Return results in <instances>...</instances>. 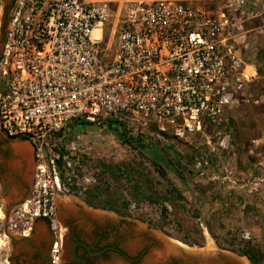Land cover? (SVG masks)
<instances>
[{"label":"built area","instance_id":"2783aa9c","mask_svg":"<svg viewBox=\"0 0 264 264\" xmlns=\"http://www.w3.org/2000/svg\"><path fill=\"white\" fill-rule=\"evenodd\" d=\"M249 1L229 0L221 13L178 0L138 4L127 9L110 55L94 36L109 20L107 4L17 0L0 51V131L30 141L36 166L29 195L8 213L9 232L28 237L39 218L56 230L57 197L79 183L69 172L63 182L58 163L68 171L71 159L51 140L71 121L117 120L135 138L174 144L219 128L248 102L256 74L244 56ZM63 238L54 240L52 264H62Z\"/></svg>","mask_w":264,"mask_h":264},{"label":"rangeland","instance_id":"374dc122","mask_svg":"<svg viewBox=\"0 0 264 264\" xmlns=\"http://www.w3.org/2000/svg\"><path fill=\"white\" fill-rule=\"evenodd\" d=\"M98 1L110 9L109 20L103 28L102 46L105 54L113 55L127 9L156 0ZM178 1L212 13L228 12L229 0ZM240 10L236 12L238 15ZM243 10L250 41L244 56L256 68L247 92L248 102L227 115L219 129L191 135L188 141L174 143V146L152 136L147 142L153 143L151 149L145 145L133 149L124 144L119 134L108 125L98 127L91 124L77 131L67 128L51 140V145L71 159L72 167L68 171L63 168L61 160L58 163L63 171V182L69 172L76 175L73 177L79 184L71 186L69 194L57 197L58 220H61L63 208L69 210L78 203L84 204L85 191L103 181L111 186L114 194H124L131 202L128 214L109 210L101 212L108 220H126L128 228L134 229L121 244L127 253L132 254L141 245V233L148 232L154 240H159L155 233L141 229L140 222L145 226L150 224L152 229L185 244L184 239L203 240V246H192L203 247L200 251H206L209 245L214 250L215 245L229 250L249 243L264 251V0H251ZM2 41L3 33L0 32V51ZM103 165L113 168L120 179L102 173ZM156 165L162 167L186 197L185 201L178 198L165 202L168 208L165 215L161 203L138 201L132 194L135 183L141 184L147 193L163 195L166 192L167 182ZM118 167L124 171H119ZM178 171L186 179V184L179 178ZM0 209L4 213L0 217V239L4 241L0 248V264H9L16 249L5 231L7 210L3 209L1 202ZM125 231L122 229L121 233ZM9 234L21 237L12 232ZM157 252L158 247L152 246L143 264L156 260ZM246 260L251 264L248 257ZM97 264L125 263L114 257Z\"/></svg>","mask_w":264,"mask_h":264},{"label":"flooded vegetation","instance_id":"af4514ba","mask_svg":"<svg viewBox=\"0 0 264 264\" xmlns=\"http://www.w3.org/2000/svg\"><path fill=\"white\" fill-rule=\"evenodd\" d=\"M16 2L17 0H0V32L3 33V41ZM12 138L16 137L8 136V139H0V196L5 195L13 184L8 179V170L4 167L13 160V151L9 145ZM29 143L32 147L29 161H24L22 173H12L14 183L24 191L25 198L31 190L36 166L34 147L30 141ZM90 207L94 208L84 202V204L78 203L75 208L69 210L63 208L61 220H58L59 208L56 201V218L59 223L56 230L48 218L37 219L28 236L30 239H24L17 243L12 242V247L16 251L11 255L9 264H52L51 248L59 233H62L64 237L62 264H97L101 260L111 261L114 257H118L125 264H143L150 253V248L152 246L159 247V243L146 232L139 234L141 245L137 247L135 252L127 253L121 248V244L134 229L128 228L129 223L126 220H108L103 213L91 211ZM122 229L126 230L124 234L121 233ZM159 264L189 263L173 257L166 263L161 262Z\"/></svg>","mask_w":264,"mask_h":264},{"label":"trees","instance_id":"16d2710c","mask_svg":"<svg viewBox=\"0 0 264 264\" xmlns=\"http://www.w3.org/2000/svg\"><path fill=\"white\" fill-rule=\"evenodd\" d=\"M91 124L86 123L83 120H73L68 125L66 128L63 129L62 132L57 133L54 137L60 136L67 128H69L72 131H77L81 128L87 127ZM108 127L115 132H117L121 138V141L124 144H127L133 149H137L139 145H145L147 148H152L153 143H147L146 138H152L149 134L142 133L138 138L133 137L128 133V131L122 127L117 120H109L108 122ZM222 126V125H221ZM220 126V127H221ZM224 126V125H223ZM219 127V128H220ZM217 128V129H219ZM210 129H215L213 127H208L205 130H210ZM204 130V131H205ZM201 134V133H199ZM198 135V134H197ZM21 138V137H20ZM25 139V138H21ZM174 146V144L172 145ZM174 151L177 152V150L174 148ZM179 152V151H178ZM177 152V153H178ZM182 156L184 153H181ZM156 164V163H155ZM102 167V173L110 174L112 177L115 179L119 180L120 177H118L113 168L107 165H103ZM158 167V171L162 173L163 178L167 182V188L166 192L163 195H158V194H153V193H147L146 191L143 190V186L139 183H135L133 186V191L132 194L134 196V199L138 201H144L147 200L151 203H161L162 206V213L165 215L168 213V208L166 205H164L165 202L171 201V200H176L178 198L182 200H186V197L183 195L182 191L179 189V187L173 183L172 180H170L167 177L166 172L162 169L161 166L156 165ZM119 171H124L122 167H118ZM179 178L186 184V179L183 177V175L178 171ZM63 176V175H62ZM102 180V179H101ZM84 202L88 204L89 206H92L94 208H100L104 210H109V211H115L119 214H128L129 207L131 205L130 200L124 195V194H114L111 191V186L106 183V182H101L98 185L92 186L88 188L85 191V195L83 197ZM184 241L193 246V245H198V246H203V240H199L197 238L194 239H184ZM225 248V247H222ZM229 248V247H228ZM229 250H232L234 252L239 253L242 256H247L248 259L250 260L251 264H263V258H264V251H262L260 248H258L256 245L253 244H243L242 246L238 248H231Z\"/></svg>","mask_w":264,"mask_h":264},{"label":"water","instance_id":"95a60500","mask_svg":"<svg viewBox=\"0 0 264 264\" xmlns=\"http://www.w3.org/2000/svg\"><path fill=\"white\" fill-rule=\"evenodd\" d=\"M90 210L94 212H105V210H102L99 208L90 207ZM5 213H6L5 231L11 238L12 242L17 243L24 239H30L28 237L16 238L15 236L9 234L8 223H7V216H8L9 210H7ZM144 224L145 223L143 222L139 223V225L142 226L141 229L147 230L151 233L153 232L158 237L159 239L158 240V243H159L158 252L162 254L163 253L166 254V250L171 251L169 254H166V256H164L162 259L158 258V252H157V257H156L157 264L161 262L166 263L167 260H170L173 257L179 258L180 260H184L185 262L189 264H239V262H241L242 259L244 258L247 259L246 256H242L239 253L231 251V250L223 249L217 245H215L216 247L215 254L213 253V255H204V253L200 252L201 249H204L203 247H192L178 240L177 241L179 243H174L171 241V239H174V238L168 236L162 231H156L155 229H152L150 224H147L146 226ZM184 245H186L187 247H185ZM189 249H195L196 251H191Z\"/></svg>","mask_w":264,"mask_h":264},{"label":"crops","instance_id":"0c3cea01","mask_svg":"<svg viewBox=\"0 0 264 264\" xmlns=\"http://www.w3.org/2000/svg\"><path fill=\"white\" fill-rule=\"evenodd\" d=\"M103 33L104 30L99 33L101 38H103ZM0 139H8V136L5 135V133H3L2 131H0ZM9 145L13 151V160L9 161L7 165H4V167L8 170V179H10L13 184L12 188L8 190L5 195L0 196V202L2 204L3 209L5 210H10L13 206L19 204L25 199L24 191H22L21 188L14 183V177L12 176V173H22L24 161H29L32 152V147L29 141L27 140H21L17 137L12 138L11 143H9Z\"/></svg>","mask_w":264,"mask_h":264},{"label":"bare ground","instance_id":"6f19581e","mask_svg":"<svg viewBox=\"0 0 264 264\" xmlns=\"http://www.w3.org/2000/svg\"><path fill=\"white\" fill-rule=\"evenodd\" d=\"M103 27H104V24L103 23H98L97 27H96V32L94 34V36L97 38V39H100V35L99 33L103 31ZM99 31V33H98ZM248 73L249 74H255V70H254V67H251L250 68L248 67ZM25 158V157H24ZM4 216V213L3 211L0 209V217H3ZM172 242L174 243H179L177 240H174V239H171ZM3 242L1 239H0V248L2 247L3 245ZM185 247H187L186 245H184ZM191 251H196L195 249H189ZM171 251H168L166 250V254H169ZM201 253H204V255H213V253L215 254L216 253V250H214L213 246L212 245H209V247H207L206 251H200ZM165 253H160L158 252V258L162 259L164 256H166ZM156 263V260H149L147 264H155ZM239 264H247V260L244 258L241 260V262H239Z\"/></svg>","mask_w":264,"mask_h":264}]
</instances>
